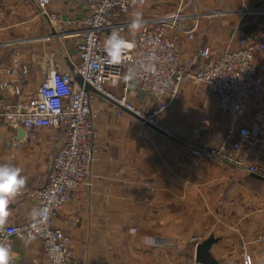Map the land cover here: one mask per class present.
<instances>
[{
    "label": "crops",
    "instance_id": "0c3cea01",
    "mask_svg": "<svg viewBox=\"0 0 264 264\" xmlns=\"http://www.w3.org/2000/svg\"><path fill=\"white\" fill-rule=\"evenodd\" d=\"M194 1V0H193ZM201 15L195 38L180 35L183 60L197 45L216 53L234 44L237 37L264 33V0H200ZM52 23L33 0H0V82H20L25 94L1 93L14 107L34 93L44 79L42 61L47 55L63 69H74L78 56L76 36L65 20L84 16L83 0H51ZM217 11H219L217 13ZM53 29L63 31L53 36ZM264 62V52L258 55ZM26 70V72H25ZM123 95L122 83L111 87ZM134 110L148 116L159 99L131 81L125 94ZM164 98H167L165 95ZM96 114L91 176L75 189L57 213L54 223L69 240L73 260L84 264H201L196 246L210 235L217 241L210 252L218 264H264L255 237L264 226V179L247 174L216 159L191 153V147L219 143L227 116L201 82L184 83L177 102L155 116L160 133L127 111L117 113L116 103L93 93ZM202 116L210 121L207 132H198ZM260 131L264 128L263 89L236 119ZM52 130L37 129L29 137L22 127L0 123V163L22 170L24 190L43 185L47 155L54 151ZM18 141L9 147L7 141ZM264 153V139L259 142ZM36 203L26 196L8 205L6 221L35 218ZM13 264H47L41 244L13 237Z\"/></svg>",
    "mask_w": 264,
    "mask_h": 264
},
{
    "label": "built area",
    "instance_id": "2783aa9c",
    "mask_svg": "<svg viewBox=\"0 0 264 264\" xmlns=\"http://www.w3.org/2000/svg\"><path fill=\"white\" fill-rule=\"evenodd\" d=\"M33 1L49 22L58 20L48 10L51 0ZM83 1L85 15L65 20L77 37L74 45L78 60L73 70L61 68L52 55L45 56L42 61L44 79L33 94L14 107L4 101L1 93L7 90L12 95L25 94L23 85L14 81L0 82V123L22 127L29 137H34L37 129H51L55 145L54 151L47 155L44 184L22 189L16 196L33 200L38 208L37 215L28 222L4 220L0 224V243L10 247L13 237L38 241L47 264H84L73 260L68 237L54 223L75 189L89 181L94 154L98 150L93 92L78 84L76 74L131 109L125 94L131 81H135L141 90L153 93L160 100L151 115H144L154 123L156 114L174 104L186 81L201 82L205 92L217 101L227 116V126L219 143L193 146L191 153L216 159L264 179V153L258 150L259 142L264 139V128L259 134L256 128L236 123L238 115L263 89L264 62L257 59L264 52V33L239 36L233 45L219 53L209 46L197 45L189 59L183 60L179 38L182 34L190 40L195 38L201 15L195 4L184 13L162 16L133 37L119 38L108 32L117 27L131 9L148 0ZM63 34L60 29L52 32L53 36ZM120 83L123 95L116 97L110 88ZM121 111L118 107L117 113ZM209 126V119L202 116L197 131L207 132ZM6 144L19 146L18 141L12 140ZM255 240L264 255V226ZM243 264H252L247 253L243 255Z\"/></svg>",
    "mask_w": 264,
    "mask_h": 264
},
{
    "label": "rangeland",
    "instance_id": "374dc122",
    "mask_svg": "<svg viewBox=\"0 0 264 264\" xmlns=\"http://www.w3.org/2000/svg\"><path fill=\"white\" fill-rule=\"evenodd\" d=\"M194 4L201 12L200 0H148L144 5L131 9L120 19V24L108 33L119 38L133 37L138 31L162 16L175 12L184 13ZM177 100L178 98L171 107Z\"/></svg>",
    "mask_w": 264,
    "mask_h": 264
},
{
    "label": "clouds",
    "instance_id": "9594fccd",
    "mask_svg": "<svg viewBox=\"0 0 264 264\" xmlns=\"http://www.w3.org/2000/svg\"><path fill=\"white\" fill-rule=\"evenodd\" d=\"M27 182L19 167L0 163V224L6 219L10 202L19 194ZM12 250L0 243V264H13Z\"/></svg>",
    "mask_w": 264,
    "mask_h": 264
},
{
    "label": "water",
    "instance_id": "95a60500",
    "mask_svg": "<svg viewBox=\"0 0 264 264\" xmlns=\"http://www.w3.org/2000/svg\"><path fill=\"white\" fill-rule=\"evenodd\" d=\"M53 31H54V29H53ZM75 79L78 82V84L81 87H83L85 90L93 92V93H98V94L114 101L119 108H121L124 111L129 112L130 114H132L133 116H135L139 120L143 121L149 127L153 128L154 130H156L160 133H163L165 135L168 134V132L164 128H162L159 125H157L156 123L150 121L144 115H141L140 113H138L136 110L131 109V108H129L123 104H120L116 100L111 99L110 97H108L104 93L97 90L91 84L84 81L83 77L80 74H76ZM216 241H217V238H215L214 235H210L209 237H207L206 239H204L203 241H201L197 244L195 256H196V259L198 262H200L201 264H218V261L213 257V255L210 252V248H211L212 244L215 243Z\"/></svg>",
    "mask_w": 264,
    "mask_h": 264
}]
</instances>
